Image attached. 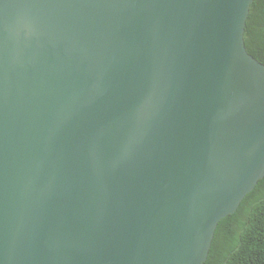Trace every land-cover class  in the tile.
<instances>
[{
    "label": "water",
    "instance_id": "obj_1",
    "mask_svg": "<svg viewBox=\"0 0 264 264\" xmlns=\"http://www.w3.org/2000/svg\"><path fill=\"white\" fill-rule=\"evenodd\" d=\"M253 0H0V264H203L264 176Z\"/></svg>",
    "mask_w": 264,
    "mask_h": 264
},
{
    "label": "trees",
    "instance_id": "obj_2",
    "mask_svg": "<svg viewBox=\"0 0 264 264\" xmlns=\"http://www.w3.org/2000/svg\"><path fill=\"white\" fill-rule=\"evenodd\" d=\"M247 52L264 64V0H253L243 33ZM203 264H264V176L236 211L216 225Z\"/></svg>",
    "mask_w": 264,
    "mask_h": 264
}]
</instances>
